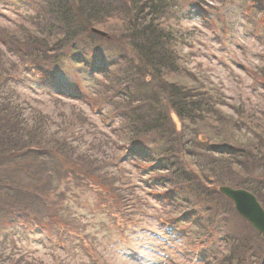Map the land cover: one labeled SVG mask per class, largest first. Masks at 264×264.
I'll return each mask as SVG.
<instances>
[{
	"label": "trees",
	"instance_id": "trees-1",
	"mask_svg": "<svg viewBox=\"0 0 264 264\" xmlns=\"http://www.w3.org/2000/svg\"><path fill=\"white\" fill-rule=\"evenodd\" d=\"M15 1L34 31L23 29L25 39L19 41L0 28V47L15 58L11 61L7 54L8 59L1 60L0 52V245L14 236L10 242L16 247L18 236L22 240L31 225L45 229L57 225L63 233L64 227L72 228L77 216L70 203L78 190L101 188L106 201L112 200L111 208L117 209L120 191L115 183L125 174L127 162L136 171V184L152 197L160 196L156 189L168 193L169 203L167 199L163 205L171 207L173 217L191 216L197 210L205 223L219 225L222 219L226 223L222 212L208 203L213 194L204 193L199 182L201 191L186 192L198 181L197 173L188 170V160L201 173L202 158L244 157L253 143L235 138L245 123L239 126V120L226 114L220 108L223 94L187 66L182 35L176 24L168 23L186 17L185 8L200 16L208 4L204 0ZM237 3L246 21L264 25V0ZM93 27L103 28L110 38L92 32ZM114 35L129 40L133 56L111 44ZM12 69L14 73H9ZM11 75L13 85L7 87ZM27 85L69 95L115 131L122 156L115 172L85 146V140H77L93 122L89 114L76 108L52 128L51 117L41 109L30 106L27 112L17 92ZM195 130L215 144L197 140ZM259 137L264 142V134ZM259 160L256 163L264 166V153ZM242 188L254 193L264 207L255 189ZM196 225L201 230L205 224ZM3 249L7 247L0 248V264H37L19 255L20 250L12 257ZM230 257L236 262L242 258Z\"/></svg>",
	"mask_w": 264,
	"mask_h": 264
},
{
	"label": "rangeland",
	"instance_id": "rangeland-1",
	"mask_svg": "<svg viewBox=\"0 0 264 264\" xmlns=\"http://www.w3.org/2000/svg\"><path fill=\"white\" fill-rule=\"evenodd\" d=\"M237 1L221 4L219 0H204L208 6L201 9L200 16L195 12L188 13L185 8L183 14L186 17L179 22L171 19L174 12L170 15L171 21L168 20V23L176 24L182 35L181 48L187 57V66L199 79L223 94L224 104L220 108L226 114L239 120V126L245 123L241 130L235 129V138L253 143L244 157L208 155L206 159L202 158L201 173L192 167L193 161L188 160V170L197 173L198 181L186 192L192 195L201 190L204 193L210 191L213 195L208 203L222 212L226 223L223 219L219 225L210 221L205 223L197 210L191 211V216L173 217L171 207L163 205L168 193L156 189L155 193L160 196L152 197L144 187L136 184V171H132L127 162L124 163L125 174L115 183L120 191L117 209L111 208L112 200L106 201L101 188L78 190L70 203L77 216L72 228L64 227L66 232L63 233V228L61 230L57 225L48 229L31 225L32 229L22 240L18 236L16 247L12 248L10 242L14 236L7 245H0V248L7 247L3 249L5 256H17L20 250L19 255L24 254L37 264H264V239L218 190L221 185L252 188L264 203V166L256 163L264 153V142L259 139V135L264 134V25L246 21L239 13ZM20 11L23 9H19L15 0H0L1 32L23 41V29L34 30ZM128 42L125 37L114 35L111 44L130 57L134 54L126 44ZM0 52H3L1 60L8 59L9 53L4 47H0ZM9 57L11 61L15 60ZM9 66L5 63L6 68ZM13 78L14 75L9 76L7 87L13 85ZM49 91L46 87L27 85L19 87L17 92L25 99L27 112L32 106L51 117L52 128L62 124L76 108L89 114L93 122L77 140H85V146L107 160L110 172H115L116 164L122 159L117 133L105 127L88 107L69 95L57 96ZM175 120L180 127L181 122L176 116ZM195 135L204 144H215L202 131L195 130ZM259 145H263L262 148ZM257 147L261 153H257ZM206 160L212 164L207 165ZM186 192H183L184 196ZM196 222L205 225L199 230ZM232 255L242 258L236 262L230 257Z\"/></svg>",
	"mask_w": 264,
	"mask_h": 264
},
{
	"label": "water",
	"instance_id": "water-1",
	"mask_svg": "<svg viewBox=\"0 0 264 264\" xmlns=\"http://www.w3.org/2000/svg\"><path fill=\"white\" fill-rule=\"evenodd\" d=\"M91 30L102 37L110 38V35L101 29L93 27ZM218 190L232 202L235 211L264 239V207L257 196L249 190L229 185H221Z\"/></svg>",
	"mask_w": 264,
	"mask_h": 264
}]
</instances>
